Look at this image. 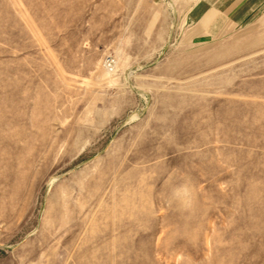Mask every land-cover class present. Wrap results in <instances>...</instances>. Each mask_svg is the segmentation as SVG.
<instances>
[{"label": "rangeland", "instance_id": "374dc122", "mask_svg": "<svg viewBox=\"0 0 264 264\" xmlns=\"http://www.w3.org/2000/svg\"><path fill=\"white\" fill-rule=\"evenodd\" d=\"M0 264H264V0H0Z\"/></svg>", "mask_w": 264, "mask_h": 264}]
</instances>
